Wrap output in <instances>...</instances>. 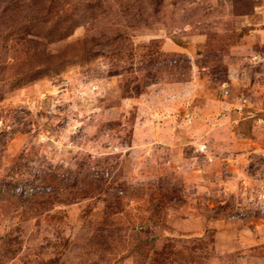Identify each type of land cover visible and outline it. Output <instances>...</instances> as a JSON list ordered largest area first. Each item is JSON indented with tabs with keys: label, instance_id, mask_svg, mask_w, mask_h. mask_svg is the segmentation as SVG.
<instances>
[{
	"label": "rangeland",
	"instance_id": "rangeland-1",
	"mask_svg": "<svg viewBox=\"0 0 264 264\" xmlns=\"http://www.w3.org/2000/svg\"><path fill=\"white\" fill-rule=\"evenodd\" d=\"M0 264H264V0H0Z\"/></svg>",
	"mask_w": 264,
	"mask_h": 264
}]
</instances>
